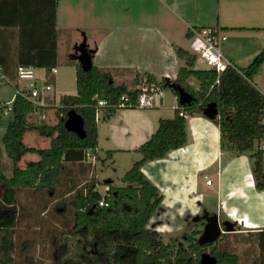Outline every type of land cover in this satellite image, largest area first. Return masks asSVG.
Here are the masks:
<instances>
[{"label": "crops", "instance_id": "crops-1", "mask_svg": "<svg viewBox=\"0 0 264 264\" xmlns=\"http://www.w3.org/2000/svg\"><path fill=\"white\" fill-rule=\"evenodd\" d=\"M208 29L226 36L220 45L226 60L236 68L247 67L264 49V0H0V69L11 80L17 66L34 67L40 80L45 68L54 69V75L48 74L52 90L46 99L48 107L58 109L52 99L57 76L66 70L75 78L81 44L90 64L110 72L113 79L114 74L129 73L133 79L148 74L157 81H173L184 64L176 49L189 52L186 34ZM252 83L264 96V62ZM175 105L164 95L159 108L122 109L107 121L99 120L96 161L89 155L82 162L62 163L60 173L64 165L76 167L79 172L67 175L87 182L92 164L99 193L107 190L105 184L131 186L122 178L141 159L136 150L156 132L160 119L173 117ZM213 116L208 108L203 115L187 117L184 147L142 167L141 173L163 197L147 229L174 235L192 220L209 222L219 215L220 235H229V251L238 264H264V191L254 187L248 155L220 150ZM39 137L48 141L43 150L49 149L50 140ZM259 146L264 151V138ZM39 161L38 155L27 154L18 168ZM221 219L226 221L225 231Z\"/></svg>", "mask_w": 264, "mask_h": 264}, {"label": "trees", "instance_id": "trees-1", "mask_svg": "<svg viewBox=\"0 0 264 264\" xmlns=\"http://www.w3.org/2000/svg\"><path fill=\"white\" fill-rule=\"evenodd\" d=\"M210 30V29H208ZM202 31V30H197ZM186 37L189 39L191 33ZM177 57L183 61L175 80L157 81L148 74L137 75V81L146 80L150 86L163 87L175 84L192 97L189 105H180L171 119H160L156 132L141 145L136 153L141 159L126 172L122 183L128 187H113L105 184L107 190L101 194L96 186H87L73 197L74 231L70 232L77 242L73 250L64 251L61 264H202L203 257L210 256L216 264H238V257L221 250L213 242L201 243L198 236L200 219L194 220V229L182 237L184 247L174 248L164 244L159 234L147 229L152 216L162 202V195L141 173L147 163L164 159L169 153L184 147L187 143L186 118L203 115L208 106H213L212 123L220 134V150L237 156L248 155L254 187L264 191V151L259 144L264 138L262 125L264 96L253 85L252 80L264 62V49L245 68H227L219 76L213 70H196V58L189 52L176 49ZM46 76L51 71L45 68ZM198 84L195 89L190 81ZM136 81V80H135ZM218 81V83H216ZM139 86V82H136ZM75 95L62 96L59 100L62 113L56 126L44 124L36 127L40 136L51 142L47 150L27 148L23 143L26 130L32 129L28 118L33 114L32 105L21 97L12 104V120L9 122L2 144L12 164V173L6 177L0 167L1 204L12 209L16 191H48L56 187L62 163L85 161L90 152L96 161L97 127L95 113L97 103L106 101L116 105L120 97L127 95L134 100L138 88L129 90L125 84L114 85L110 72L90 65L83 71L75 66ZM174 96L177 94L171 90ZM74 109L84 122L86 138L79 140L63 128L66 113ZM100 121L111 119L117 110L99 108ZM36 154L37 163H29L24 170L18 168L21 157ZM111 156V152L106 153ZM103 200L104 206L98 203ZM11 217V218H10ZM0 222V232L12 230L15 219L12 216ZM11 235L0 243V264H11Z\"/></svg>", "mask_w": 264, "mask_h": 264}, {"label": "rangeland", "instance_id": "rangeland-1", "mask_svg": "<svg viewBox=\"0 0 264 264\" xmlns=\"http://www.w3.org/2000/svg\"><path fill=\"white\" fill-rule=\"evenodd\" d=\"M76 56L78 57V52H76ZM63 57L62 55V58ZM195 69L205 70L207 66L205 64L196 63ZM63 71L57 76L59 82L56 84L55 94L54 97H52L53 104H55L56 107L59 106L58 109L54 108L52 105L38 113L32 114L28 118V124L32 129L25 131L23 139L25 145L31 144V147L42 150L48 148V146H45L46 144L48 145V141L39 137L36 127L42 124L52 126L54 123L56 126L62 115L59 105L60 97L66 95L72 96L75 94V78L70 75L67 76V72ZM120 76L123 77L121 81L118 80ZM135 78L133 79V75L129 73L114 74V79L112 77L114 85L125 82L126 87L131 88V90H135L139 87L136 85V82L140 81H137ZM49 83L52 84L51 79ZM190 83H193L194 88L198 89V84L194 80H191ZM165 96L168 102L174 99V94L170 90L165 91ZM12 98V87L0 85V101L8 103ZM50 103L52 104V101H50ZM211 107L208 106L206 109ZM54 112L57 113L55 117ZM41 114L46 115V120L41 119ZM11 120V112H8L6 115L0 114V167L6 177L11 176L12 164L6 156L2 144V137ZM259 145H261V143ZM89 166L90 175H88L89 179L87 182H85V180L75 181L71 179L67 175L68 172H79V168L77 169L76 167L64 165L65 170L59 174L58 182L54 189L48 191L17 190L15 205L12 209H8L1 204L0 197V222L8 220L9 216L15 219V225L12 230L0 232V243L4 241L3 239L5 237L9 238V235L12 236V245L9 247L11 248V264H61L63 252L66 250L69 252L73 250V244L77 242V239H75L76 237L70 233L74 231L73 197L76 192H81L85 187L95 184L93 177L94 166L92 164ZM210 178L212 181L215 180L214 175H210ZM208 190L213 192L215 187L213 186ZM1 192L2 189L0 188V196ZM103 192L104 191H102V193ZM216 217L219 223V215ZM220 221L222 222V230L225 231L226 221L224 219ZM208 223L209 222L201 221L199 229L204 231ZM193 229L194 221L192 220L182 232L174 235L161 236V238L164 244L170 243L174 248L184 247L185 244L182 241V237L189 234ZM201 236H198V239L201 240ZM229 242V235L224 234L219 235L214 243L221 250H226L231 253L229 251Z\"/></svg>", "mask_w": 264, "mask_h": 264}, {"label": "built area", "instance_id": "built-area-1", "mask_svg": "<svg viewBox=\"0 0 264 264\" xmlns=\"http://www.w3.org/2000/svg\"><path fill=\"white\" fill-rule=\"evenodd\" d=\"M190 33L191 37L188 39L189 53L195 56L196 63L205 64L207 70L215 71L218 76L227 68H235L221 53L220 45L226 40V36L221 31L214 29L203 31L191 30ZM55 73L54 69L50 72L51 75ZM0 84L10 86L13 89L12 100L8 103H0V114L6 115L8 112H11L12 104L16 97H21L29 102L32 105L33 114L48 107L46 97L51 92L52 86L49 83L48 76H43V80L38 78L34 67L17 66L13 80L0 69ZM167 86L168 90H173L177 94L174 96V100L176 101L175 109L179 108V116L182 117L183 112L182 108L178 107L179 95L176 91L181 88L172 83L167 84ZM165 91L163 87L150 86L144 79L139 82L138 94L134 100L130 96L124 95L120 97L116 105L112 106L108 105L106 101H99L96 107L95 122L97 123L100 119L99 108L110 107L114 110H150L159 108L162 104ZM45 118V115L41 114V119L45 120ZM262 125L264 126V114ZM89 155L94 161V157L90 152H88L87 158ZM206 185H211V181L207 180ZM98 206H104L103 200L98 203Z\"/></svg>", "mask_w": 264, "mask_h": 264}, {"label": "water", "instance_id": "water-1", "mask_svg": "<svg viewBox=\"0 0 264 264\" xmlns=\"http://www.w3.org/2000/svg\"><path fill=\"white\" fill-rule=\"evenodd\" d=\"M79 53V65L83 71H88L90 68V57L86 50L84 44H81L78 48ZM179 95L180 105H189L192 97L185 93L182 89L176 90ZM211 107V106H210ZM214 112L213 106L211 107ZM63 128L67 133L73 134L79 140H84L86 138V133L84 130V122L82 118L76 113L74 109H70L66 113L65 121L63 123ZM220 226L217 217H213L209 220V223L205 226L203 234L201 236V243H210L218 239L221 234ZM202 264H216L214 258L210 256L203 257Z\"/></svg>", "mask_w": 264, "mask_h": 264}]
</instances>
